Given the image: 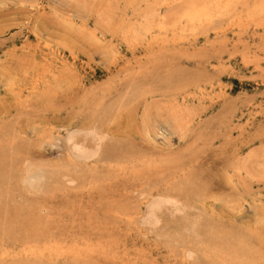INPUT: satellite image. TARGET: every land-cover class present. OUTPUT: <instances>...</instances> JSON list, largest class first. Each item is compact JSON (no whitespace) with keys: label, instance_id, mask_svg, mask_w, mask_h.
I'll use <instances>...</instances> for the list:
<instances>
[{"label":"rangeland","instance_id":"rangeland-1","mask_svg":"<svg viewBox=\"0 0 264 264\" xmlns=\"http://www.w3.org/2000/svg\"><path fill=\"white\" fill-rule=\"evenodd\" d=\"M0 264H264V0H0Z\"/></svg>","mask_w":264,"mask_h":264},{"label":"bare ground","instance_id":"bare-ground-1","mask_svg":"<svg viewBox=\"0 0 264 264\" xmlns=\"http://www.w3.org/2000/svg\"><path fill=\"white\" fill-rule=\"evenodd\" d=\"M83 150V149H82ZM79 151H81V150H79ZM85 153V151L83 152H80L79 154H80V156H83V154ZM77 155V154H76ZM87 154H85V156H86ZM89 155H91V154H89ZM82 158H84V157H82ZM152 206V205H151ZM158 207H159V205H158V203L157 204H154L153 206H152V213H151V215H152V217H154L155 215H156V212H157V210H158ZM151 212V211H150ZM61 249V248H60ZM43 250H55L56 251V247H53V246H48V245H44L42 248H35V246H29L28 247V253L30 254V255H32L34 258H35V260H37V261H39V259L41 258V256H42V253H43ZM58 251V250H57ZM53 253V252H52ZM75 253V252H74ZM51 255V254H50ZM55 255H56V253H55ZM27 258H29V257H27Z\"/></svg>","mask_w":264,"mask_h":264}]
</instances>
